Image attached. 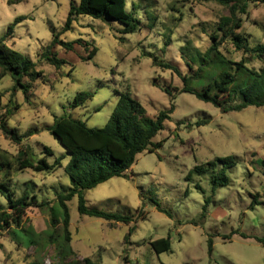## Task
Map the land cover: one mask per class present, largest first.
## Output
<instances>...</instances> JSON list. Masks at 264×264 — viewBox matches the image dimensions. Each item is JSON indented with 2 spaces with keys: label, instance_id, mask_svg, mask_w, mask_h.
<instances>
[{
  "label": "rangeland",
  "instance_id": "obj_1",
  "mask_svg": "<svg viewBox=\"0 0 264 264\" xmlns=\"http://www.w3.org/2000/svg\"><path fill=\"white\" fill-rule=\"evenodd\" d=\"M71 3L0 0V37L12 27L6 43L30 57L45 73V78L34 84L31 104L22 92L13 91L9 76L0 80V111L5 112L11 100L20 106L9 126L22 134L30 129L39 131L17 145L0 130V155L14 163L21 147L30 146L38 157H47L51 163L62 158V166L53 173L26 169L14 174L11 188L17 196L29 195L32 200L49 203L43 209L30 208L24 218L25 229L33 226L37 233L48 229L52 217L62 219L64 210L58 196L71 187L65 172L70 156L45 128L64 115L79 118L90 128L105 127L116 107L117 91L130 90L151 116H157L171 105V97L157 84L182 88L184 81L173 71L159 67L154 59L170 62L187 74L190 68L186 58H197V49L202 54L209 49V35L220 18L228 15V10L216 3L127 0V10L141 22L136 32L125 35L119 22L80 16L61 39H81L90 46L82 43L74 51L56 46L54 51L67 62L57 69L41 54L53 40L49 23L62 32ZM17 19L19 23H15ZM242 20L241 32L251 44H264L263 5L252 4ZM93 46L98 48L96 56L83 60ZM221 51L235 61L244 58L228 44ZM247 65L255 69L262 66L259 61ZM226 70L234 72L236 66L217 63L190 85L200 90ZM237 83L248 84L247 75L241 74ZM80 92L94 93V97L85 107L73 109L71 105ZM175 104L172 119L155 139L163 141L157 152L138 155L128 178H113L85 193L89 205L132 216L133 221L111 223L82 216L78 198H74L68 203L72 249L81 259L101 256L104 264H264V245L258 241L264 239V168L256 163L264 158V107L222 113L186 92L177 94ZM201 120L208 123L197 125ZM45 147L54 154L46 155ZM231 155L239 162L229 172L230 183L217 189L206 218L201 220L206 199L213 195L212 172L198 174L194 169ZM258 195L263 204L253 206ZM0 203H7L2 190ZM17 233L18 238L11 232L0 238V264H28L39 257L31 246L34 238L19 229ZM167 237L171 238V251L158 254L150 242ZM210 237L214 241L212 253ZM41 255L47 263L52 262L54 247H47Z\"/></svg>",
  "mask_w": 264,
  "mask_h": 264
},
{
  "label": "trees",
  "instance_id": "obj_2",
  "mask_svg": "<svg viewBox=\"0 0 264 264\" xmlns=\"http://www.w3.org/2000/svg\"><path fill=\"white\" fill-rule=\"evenodd\" d=\"M195 1L216 3L225 7L228 10V15L220 18L219 23L209 35L212 42L209 49L204 54L197 49L196 51L200 54L196 55L197 58L191 60L186 58V64L190 68L187 74L183 75L181 70L170 62L159 61L157 57L154 59L159 67L173 71L184 81L182 88L156 83L171 97L170 107L159 112L157 116H151L130 90L117 91L118 101L105 127L90 128L85 121L71 115H64L56 117L54 124L45 128L62 144L70 156L65 172L71 181V187L58 196V202L64 210V215L61 220L52 217L46 231L37 233L33 226L25 229L24 218L30 208L43 209L49 203H41L36 198L32 200L29 195L17 196L11 186L15 173H23L26 169L53 173L57 167L62 166V158H57L54 163H51L47 157H38V154L30 146L21 147L14 163L0 155V190L7 200L6 205L0 203V238L7 232H11L18 238V229L31 235L34 238L31 241V246L36 248L39 257L28 264H104L101 256L96 259L90 257L81 259L72 249L73 235L70 229L71 218L68 203L74 198H78L80 215L104 219L111 223L130 224L133 221L132 216L93 207L89 205L85 193L113 178H128V171L136 163L138 155L155 153L163 146V141L156 142L155 139L164 130L165 124L172 119V114L176 109L177 94L184 92L194 94L198 99L219 108L222 113L239 112L248 107H264V44L252 45L248 37L241 32L242 16L249 13L252 4H261L264 7V0ZM80 16L119 22L124 26L122 34L125 35L136 32L141 23L134 13L127 10V0H79V2L72 0L62 32H58L57 28L49 23L53 40L41 54L48 64L57 69L67 62L54 51L56 46H62L67 51H74L76 45L84 43L81 39L76 41L61 39L62 33L70 31ZM19 22L20 19L15 21V23ZM12 30L13 28L10 27L8 32L0 37V80L9 76L14 82L13 91L22 92L26 102L31 104L34 84L40 79L43 80L45 73L38 70L37 63L30 57L12 49L6 43ZM84 44L86 47L90 46L89 43ZM225 44L231 45L236 52L242 53L244 58L235 61L228 57L221 51ZM97 53L98 48L93 46L88 56L83 60H92ZM253 61H259L262 65L261 68H249L247 63ZM217 63L236 66V70L234 72L222 71L200 90L190 85L191 80H200L205 74V70L214 68ZM195 64H199V66L195 68L193 66ZM241 74L248 77V84L245 86L237 83ZM93 97L94 93L80 92L76 95L71 107L73 109L85 107ZM19 109L20 106L11 100L6 111H0V130L13 143L22 145L39 131L30 129L22 134L17 128L9 126V120ZM206 123L208 120H201L197 125ZM44 149L46 155L54 154L51 148L45 147ZM238 162V157L231 155L217 157L213 161L195 167L194 171L198 174L212 172L213 195L206 199L201 220L206 218L217 189L229 185V172L236 167ZM256 163H260L264 168V158L257 159ZM197 188L202 191L200 185H197ZM256 198L253 206L263 204L259 200L260 195ZM159 209L165 212L162 208ZM193 223L198 225L199 222L195 220ZM258 241L264 245V239H258ZM150 244L158 254L169 252L172 249L170 237L152 241ZM208 244L209 251L212 253L214 249L212 237L209 238ZM49 246L54 247V259L47 263L41 254Z\"/></svg>",
  "mask_w": 264,
  "mask_h": 264
}]
</instances>
